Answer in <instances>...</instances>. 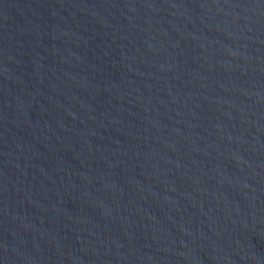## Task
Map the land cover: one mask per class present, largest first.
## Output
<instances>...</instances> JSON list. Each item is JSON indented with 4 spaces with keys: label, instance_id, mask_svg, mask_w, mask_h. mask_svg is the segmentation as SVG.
I'll list each match as a JSON object with an SVG mask.
<instances>
[{
    "label": "water",
    "instance_id": "1",
    "mask_svg": "<svg viewBox=\"0 0 264 264\" xmlns=\"http://www.w3.org/2000/svg\"><path fill=\"white\" fill-rule=\"evenodd\" d=\"M0 264H264V0H0Z\"/></svg>",
    "mask_w": 264,
    "mask_h": 264
}]
</instances>
